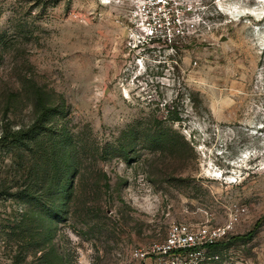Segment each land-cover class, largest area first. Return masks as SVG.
<instances>
[{
	"label": "rangeland",
	"instance_id": "1",
	"mask_svg": "<svg viewBox=\"0 0 264 264\" xmlns=\"http://www.w3.org/2000/svg\"><path fill=\"white\" fill-rule=\"evenodd\" d=\"M157 1L0 0V264H264V0Z\"/></svg>",
	"mask_w": 264,
	"mask_h": 264
},
{
	"label": "built area",
	"instance_id": "2",
	"mask_svg": "<svg viewBox=\"0 0 264 264\" xmlns=\"http://www.w3.org/2000/svg\"><path fill=\"white\" fill-rule=\"evenodd\" d=\"M157 4L164 3L161 10L164 13V18L159 17L163 29L169 30L172 35H174V27L177 28V33H181L180 27L176 24L181 23V19L178 20L169 16V2L163 0H158ZM149 6L147 4L143 5V9H147ZM159 15V13H158ZM156 24L154 20H150L147 26L150 28H155ZM145 26V25H144ZM182 28V26H181ZM145 34L147 30L142 27ZM228 228H217L214 230H209L208 228H200L197 231L189 229L182 224L174 223L172 224L167 238L164 242L155 244L151 246L148 250H136L134 251V256L137 259L144 260L148 256H159L160 258L166 259V264H190L192 258L199 252L198 248H205L210 244L217 243L218 240L227 235Z\"/></svg>",
	"mask_w": 264,
	"mask_h": 264
},
{
	"label": "trees",
	"instance_id": "3",
	"mask_svg": "<svg viewBox=\"0 0 264 264\" xmlns=\"http://www.w3.org/2000/svg\"><path fill=\"white\" fill-rule=\"evenodd\" d=\"M62 132V133H61ZM59 136H62L64 135L63 134V130H60L58 132ZM64 141V140H63ZM63 141H60V142H63ZM64 145V144H63ZM63 145H61L60 147H54L52 146V157H59V155H61V152L63 153ZM79 155V154H78ZM74 159H75V156L73 157V165H72V169H73V172L72 174H74V177H73V180L71 179V182L73 181V183H70V189L66 190L65 191V194L68 196V198L70 199V197L74 194V191H73V194H72V190L74 189L75 186H77V183H75L74 181V178L78 179V173L79 170H78V166H76V162H74ZM78 162H79V158H78ZM77 173V175H76ZM49 180H50V183L51 185L47 187L46 189V193L47 195L50 197V198H53L55 197L57 194H59L60 192H62V186L64 185V182H63V176H62V172H60V169L57 170V172H53L49 174L48 176ZM72 188V190H71ZM26 191H29V190H26ZM33 195L30 194V197H32ZM34 197V196H33ZM243 237V236H242ZM241 238V237H240ZM217 243H214V244H210L209 247L211 246H215Z\"/></svg>",
	"mask_w": 264,
	"mask_h": 264
}]
</instances>
